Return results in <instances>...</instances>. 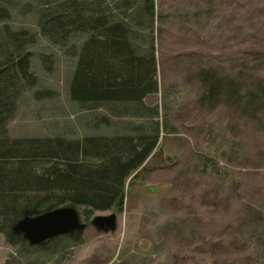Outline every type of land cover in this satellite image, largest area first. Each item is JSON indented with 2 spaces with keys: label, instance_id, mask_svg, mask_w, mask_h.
Returning <instances> with one entry per match:
<instances>
[{
  "label": "rangeland",
  "instance_id": "rangeland-1",
  "mask_svg": "<svg viewBox=\"0 0 264 264\" xmlns=\"http://www.w3.org/2000/svg\"><path fill=\"white\" fill-rule=\"evenodd\" d=\"M64 1L0 0V31L34 39L32 82L17 81L0 138L21 148L125 134L157 143L126 181L122 210L74 207L86 225L78 242L69 234L31 246L0 217V264H264V0H154L156 92L83 104L68 89L87 35L39 27ZM50 164L36 157L31 172ZM45 194L19 191L17 200ZM110 214L113 232L91 226Z\"/></svg>",
  "mask_w": 264,
  "mask_h": 264
},
{
  "label": "trees",
  "instance_id": "trees-1",
  "mask_svg": "<svg viewBox=\"0 0 264 264\" xmlns=\"http://www.w3.org/2000/svg\"><path fill=\"white\" fill-rule=\"evenodd\" d=\"M154 6V0H65L51 18L41 17L39 27L46 36L61 29L68 34L87 35L70 78L71 101L141 102L156 92ZM140 22L146 26L142 30L147 35L144 46L138 39ZM0 35L4 40L0 43L1 137L13 116L17 81L32 82L31 53L26 47L34 39L24 30L10 31L7 26ZM3 140L0 138V217L9 228L25 214L36 216L65 204L91 211L113 207L122 210L126 181L145 163L157 143L156 136L130 134L85 137L69 144L30 143L23 148ZM36 157L47 158L51 164L39 173L31 172V161ZM27 190L46 194L32 205L27 200L19 203L17 194ZM39 202L45 207L40 208ZM81 233L70 236L78 242Z\"/></svg>",
  "mask_w": 264,
  "mask_h": 264
},
{
  "label": "water",
  "instance_id": "water-1",
  "mask_svg": "<svg viewBox=\"0 0 264 264\" xmlns=\"http://www.w3.org/2000/svg\"><path fill=\"white\" fill-rule=\"evenodd\" d=\"M99 233L113 232L116 216H96L91 221ZM86 225L81 223L77 210L72 206L58 207L36 216L25 214L14 223L11 232L21 236L31 246H38L53 238L81 232Z\"/></svg>",
  "mask_w": 264,
  "mask_h": 264
}]
</instances>
